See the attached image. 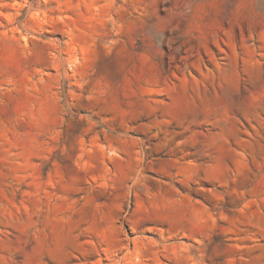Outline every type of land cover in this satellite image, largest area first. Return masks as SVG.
Here are the masks:
<instances>
[{"label":"rangeland","instance_id":"obj_1","mask_svg":"<svg viewBox=\"0 0 264 264\" xmlns=\"http://www.w3.org/2000/svg\"><path fill=\"white\" fill-rule=\"evenodd\" d=\"M0 264H264V0H0Z\"/></svg>","mask_w":264,"mask_h":264}]
</instances>
